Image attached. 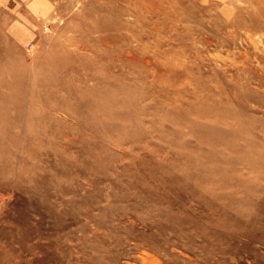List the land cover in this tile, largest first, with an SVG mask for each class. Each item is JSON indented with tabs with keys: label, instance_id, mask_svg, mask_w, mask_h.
I'll use <instances>...</instances> for the list:
<instances>
[{
	"label": "rangeland",
	"instance_id": "374dc122",
	"mask_svg": "<svg viewBox=\"0 0 264 264\" xmlns=\"http://www.w3.org/2000/svg\"><path fill=\"white\" fill-rule=\"evenodd\" d=\"M32 1L0 0V83L25 95L1 99L0 264H264V169L259 189L225 182L227 171L205 172L199 183L193 165L179 159L185 147L175 143L187 126L164 119L184 122L177 109L196 105L195 98L219 100L213 75L221 76L223 59H237L236 47L258 56L243 41L249 31L235 36L232 27L207 22L227 21L235 8L247 16L253 0H157L156 28L143 21L147 10L138 21L122 15L123 55L114 61L127 82L122 92L89 79L103 76L96 66L105 43L90 30L99 0H36L35 12ZM176 23L178 33L161 30ZM59 44L83 58L59 60ZM183 60L187 69H173ZM233 73L229 67L227 78ZM246 79L258 86L264 73L249 71ZM37 82L39 106H32L26 95ZM44 86L54 92L42 94ZM96 101L110 107L107 116L96 118ZM170 163L184 173L164 167ZM241 195L256 220L242 215Z\"/></svg>",
	"mask_w": 264,
	"mask_h": 264
},
{
	"label": "bare ground",
	"instance_id": "6f19581e",
	"mask_svg": "<svg viewBox=\"0 0 264 264\" xmlns=\"http://www.w3.org/2000/svg\"><path fill=\"white\" fill-rule=\"evenodd\" d=\"M253 3L256 4V7L253 8L254 12L251 10L247 11V16L241 13L237 8L233 11L230 6L229 10L227 6V9H225L226 11H224H233L231 19L222 21L219 18L214 17L207 19V22H212L214 25L216 24L223 29H227L228 26H230L233 28L235 36H237L239 32H243L244 34L245 31H256V33L253 34L249 32L245 33L243 41L246 40V44L251 46L252 50L258 53L259 57L251 56L247 50L242 51L241 48L236 47L235 52L237 59L225 56L226 58L222 60L223 71L221 76L213 75L216 80V83H213L215 84V88L219 92V95H221L219 100H212L211 98H195L196 105L191 106L188 104L187 106H184L180 104V108L177 109L178 111L176 113L184 117V122L178 121L173 115L169 114H166L165 118L163 117L164 119H169L170 123L175 124L176 126H187V130L182 136L177 137L179 141H175V143L182 148L185 147L183 152L178 154L179 159H182V163L185 166H190V164L193 165V170L198 172L199 180H196L199 183H203L205 175L202 174L205 172L209 175H214L217 172L223 173L224 171L226 173L227 171L230 172L231 176H226V179L224 177L225 182L227 181L228 183L236 184L237 187L243 186L249 189H253L255 185V189H259L256 184L258 182L255 180L259 181L263 177L261 172H263L264 169V138L260 137V134L264 133V96L260 93V89L264 88V80L259 82L258 86H253L252 81L247 82L246 79L249 71L256 72V69H258L260 72L264 73V65H262L264 64V47L262 46L261 49L258 48V45L262 42L261 38H264V8L259 0H253ZM158 4L157 0H99V3L95 5L97 15L90 20V30L97 32V34H99V41L102 44L105 43V59L100 61L96 66V68L103 71V76H95L92 73L89 79L100 84L101 90H112L119 87L120 92L129 91L127 88V82L117 78L119 74L118 72L121 70L119 69L118 71H115L116 65L114 63V61H119L123 55L121 47L125 41L123 39L125 36L121 34V31L127 27L126 23L128 22L122 21V15L125 14L128 17L134 16V20L138 21L139 19H142L140 11L147 10L149 13V21L146 22L144 19L143 21L148 27L156 28V19L162 14L157 10L159 9L157 6ZM196 21L201 22L200 19H197ZM219 22L227 24L224 26ZM177 27H179L178 23L174 24L173 27L162 26L161 30L165 33L172 31L178 33L179 31L177 30ZM255 38L258 43L254 40ZM59 45L60 49L58 51L60 52L56 54V57L59 60H79L83 58V56L80 57L76 51L68 49L67 46L64 47L63 44ZM66 45L70 44L66 43ZM232 46L234 47V42L232 43ZM145 47L144 51H147V46ZM67 51L74 52L76 56L67 53ZM208 57L211 56L208 55ZM252 60L256 63L257 68L251 67L250 62ZM173 65V69L181 71L187 69L189 66H186L185 60L180 63H173ZM229 67L234 69V73L230 74L229 78H227L226 74L229 71ZM194 68L198 70V67ZM86 75L87 73L84 72L83 77H81L79 81L84 83L88 79L84 78ZM60 78L62 81L61 74ZM173 78V82L176 84H179L182 81V78L178 75ZM252 79L253 78L250 77V80ZM38 86V82L29 84L30 90L27 91L26 96L32 106H39L40 99L38 98L39 94L36 91ZM17 87L16 84H12L10 81H7L6 84L0 83V89L9 88L8 93L0 94V106L1 99L3 98L7 99L8 102H14L13 98L22 99L25 96L22 92H16L15 88ZM83 89H85V86ZM91 91L93 94H98V87L91 88ZM1 92L2 91L0 90V93ZM48 92H54V86H44L42 94ZM93 105L97 110L95 114L96 118L104 114L107 116V111L110 107L105 106V104L102 105V103L100 104V102L97 101L96 105ZM258 108H262V110H259ZM34 109L37 110L38 108L31 107L30 112ZM156 110L157 108H155V111ZM110 119L113 121L128 120L127 117L121 116H114ZM215 121L216 123H214ZM100 124V122L95 120L93 122V128L98 129ZM28 125H33V123L29 122ZM194 125H198L199 129L193 128L192 130H189L190 127ZM255 129H258L257 133H255ZM188 134L193 136L196 142L195 145H189L186 143L185 138H189ZM203 147H205L206 150H209L208 153L202 151ZM226 154H232V156ZM252 162L253 164L255 162L258 163V168L254 167ZM221 163L222 165H220ZM164 167L167 169L170 167L173 171L177 170L182 171L183 173L185 171V167L182 168L179 165L175 167L172 166V163ZM240 199L242 215L245 214V218L248 219L251 216H247L245 209L250 206L247 202L250 200H247L245 195H241ZM254 220H256V216H252L249 222ZM142 262L146 263L147 261Z\"/></svg>",
	"mask_w": 264,
	"mask_h": 264
},
{
	"label": "crops",
	"instance_id": "0c3cea01",
	"mask_svg": "<svg viewBox=\"0 0 264 264\" xmlns=\"http://www.w3.org/2000/svg\"><path fill=\"white\" fill-rule=\"evenodd\" d=\"M36 0H33L32 2H30L29 4H28V6H29V9H31V6L33 5V3L35 2ZM32 10V9H31ZM33 11V10H32ZM40 11H42V10H40V9H38L36 12H40ZM33 12H35V11H33Z\"/></svg>",
	"mask_w": 264,
	"mask_h": 264
}]
</instances>
